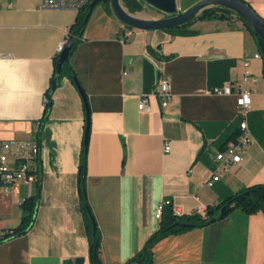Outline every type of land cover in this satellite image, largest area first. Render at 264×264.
Returning a JSON list of instances; mask_svg holds the SVG:
<instances>
[{
  "label": "crops",
  "instance_id": "crops-1",
  "mask_svg": "<svg viewBox=\"0 0 264 264\" xmlns=\"http://www.w3.org/2000/svg\"><path fill=\"white\" fill-rule=\"evenodd\" d=\"M199 1L176 0L179 11ZM246 1L264 17V0ZM40 2L0 0V137L34 138L35 125L42 123L35 220L25 233L0 242V264H64L76 258L91 264L79 195L85 103L69 75L47 94L58 44L69 39L78 11L41 9ZM134 14L165 16L144 0ZM190 28L193 33L174 34L130 27L100 4L70 56L91 114L86 189L103 264H122L139 252L159 227L161 204L170 200L179 213L190 214L264 181V75L263 57L255 56L257 40L235 13L197 19ZM162 73L170 77L173 93L167 107L155 94ZM228 82L251 92L252 141L243 159L209 185L218 170L217 153L241 131L237 94L213 92ZM144 97L149 109L141 111ZM38 183L21 180L1 192L0 231L20 223L21 202ZM153 259L264 264V213L236 208L208 225L169 234L155 243Z\"/></svg>",
  "mask_w": 264,
  "mask_h": 264
},
{
  "label": "trees",
  "instance_id": "trees-1",
  "mask_svg": "<svg viewBox=\"0 0 264 264\" xmlns=\"http://www.w3.org/2000/svg\"><path fill=\"white\" fill-rule=\"evenodd\" d=\"M125 6L128 8L130 12H136L143 9V0H122ZM91 0L89 1V3ZM89 3L85 5L82 9L78 11L76 19L74 23L71 25L69 29V38L74 36V44L70 50L69 58L65 62L64 67L62 69L60 79L64 75H69L74 83L77 85L80 91V82L76 76V72L72 65L70 64V56L76 46V43L80 37H82L86 24V16L89 12ZM104 5L110 12H113V9L110 5V0L99 3L98 5ZM114 13V12H113ZM235 13L233 10L222 7V6H214L211 8H207L202 11L199 15L194 17L193 19L173 27L164 28V30H169L174 34H189L193 33L194 31L190 28V25L197 19H212V18H228L231 14ZM236 14V13H235ZM239 16V15H238ZM240 17V16H239ZM249 30L254 35L255 39L257 40L259 51L261 56L263 57V75H264V41L263 39L257 34V32L252 28V26L240 17ZM57 57L55 61V70L53 77L51 78L50 88L47 91V94L50 96L51 94V86L53 79L56 75L57 71ZM83 89V87H82ZM84 91V89H83ZM82 94V93H81ZM85 108H86V129L88 123L91 122V114L89 109V103L87 99V95L84 91L82 94ZM51 100L47 102L44 110V114L42 117V121L46 120L49 115ZM42 123H39V128L37 130L36 138L40 141V131H41ZM85 129V135H86ZM90 132V129H89ZM239 135V134H238ZM237 139V135L234 136V140ZM87 146L88 144L85 143L84 138V146L81 154V162L79 166V195H80V206L83 212V216L85 219L87 232L90 241V261L91 264H103L101 260V233L99 227L97 225L96 228L93 226V221H96L93 209L90 205L87 189H86V175H87ZM39 195H40V185L38 183L37 190L34 194L26 197L21 202L22 208V217L20 223L15 226L5 230L0 235V242L12 238L14 236L19 235L23 231H28L36 216L37 206L39 202ZM226 205L225 210H221L223 206ZM240 208L241 210L247 213H255L259 210L263 211L264 213V181L259 183H254L248 186L243 187L239 191L231 194L228 196L224 201L218 203L217 205H211L206 207V211L204 213L201 212H193L190 214H178L175 212L172 204H166L163 206L162 215L159 219V227L156 231H154L150 237L145 242L144 246L137 252L134 256H132L129 260L122 264H153V247L155 243L173 233H180L186 230H189L194 227H201L212 223L213 221L223 218L227 214H229L232 210Z\"/></svg>",
  "mask_w": 264,
  "mask_h": 264
},
{
  "label": "built area",
  "instance_id": "built-area-1",
  "mask_svg": "<svg viewBox=\"0 0 264 264\" xmlns=\"http://www.w3.org/2000/svg\"><path fill=\"white\" fill-rule=\"evenodd\" d=\"M90 0H41L39 8L45 9H73L79 11ZM68 40L67 39L58 44V51L61 52ZM256 57H261V53L255 54ZM248 64V61H245ZM248 73V71H246ZM213 92L237 94L238 115L241 117L240 134L236 140H231L227 143L226 147L219 151L216 155L218 162V170L211 180L208 181L212 185L215 180L219 179L221 173L226 171L228 166L232 163L240 162L243 159V152L245 147L252 141V134L248 126L247 114L251 106L252 97L251 92L246 87L239 86L235 89L232 82H228L222 88H214ZM161 99V105L167 107L173 97L170 77L164 73L159 78L157 90L155 92ZM138 108L141 111L148 110V98L144 97L140 100ZM39 128V124L35 125V131ZM164 149L169 150V142H165ZM40 153L41 143L34 137L30 139L19 140L15 138L3 139L0 137V194L3 191L9 192L12 186L17 181H27L29 183H38L41 176L40 173ZM172 204L174 210L178 214V207L172 202L167 201L161 204L156 216L160 219L162 215L163 206ZM206 206H199L197 212L204 213ZM3 232L0 231V235Z\"/></svg>",
  "mask_w": 264,
  "mask_h": 264
},
{
  "label": "water",
  "instance_id": "water-1",
  "mask_svg": "<svg viewBox=\"0 0 264 264\" xmlns=\"http://www.w3.org/2000/svg\"><path fill=\"white\" fill-rule=\"evenodd\" d=\"M108 0H91L89 3V12L86 16L85 22L88 21L89 16L99 3L105 2ZM152 7L158 9L160 12L164 13L165 16L159 18H148L142 17L138 14H134L128 10V8L123 5L122 0H110L111 6L114 14L127 26L141 28V29H164L173 27L176 25L183 24L197 15H199L202 11L207 8H211L214 6H222L233 10L237 15L246 20L252 28L257 32V34L264 41V17L246 0H201L184 11H179L177 7L176 0H144ZM74 36H71L63 50L60 52L59 58L57 60V71L56 75L53 79L51 92L55 89V87L59 84V78L62 73V69L64 67L65 62L69 58L70 50L74 44ZM80 92L83 94L84 91L82 89L81 84ZM89 129L90 123H88L85 135V143L88 144L89 139ZM39 185H41V176L39 178ZM226 205L222 207V211L225 210ZM94 228L97 227V222L93 221ZM25 233V231L20 234ZM64 264H84L83 258L76 259H66Z\"/></svg>",
  "mask_w": 264,
  "mask_h": 264
},
{
  "label": "rangeland",
  "instance_id": "rangeland-1",
  "mask_svg": "<svg viewBox=\"0 0 264 264\" xmlns=\"http://www.w3.org/2000/svg\"><path fill=\"white\" fill-rule=\"evenodd\" d=\"M122 3H123V1H122ZM147 4H148V3H147ZM110 5H111V2H110ZM123 5H125V4L123 3ZM148 6H149L150 10H153L157 15L164 14V13L160 12L158 9L152 7L151 5L148 4ZM111 7H112V6H111ZM134 13H135V12H134ZM10 225H13V224H10Z\"/></svg>",
  "mask_w": 264,
  "mask_h": 264
}]
</instances>
